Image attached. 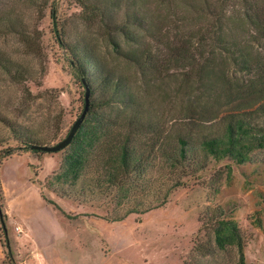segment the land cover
I'll return each mask as SVG.
<instances>
[{
  "label": "rangeland",
  "instance_id": "rangeland-1",
  "mask_svg": "<svg viewBox=\"0 0 264 264\" xmlns=\"http://www.w3.org/2000/svg\"><path fill=\"white\" fill-rule=\"evenodd\" d=\"M219 4L220 0H0V56L30 74L19 83L11 75L16 67L7 73L0 66V115L10 122L0 121V138L7 141L0 150L16 151L5 159L0 156V264H237L236 250L214 252L213 230L220 213L238 224L246 263L264 264V149H253L244 163L210 157L202 168L196 162L202 158L196 147L186 162L185 183L165 205L113 222L104 217L112 207L109 201L80 204L51 189L49 179L59 171L66 148L19 155L20 144L13 138L12 125L54 138L45 143L49 145L67 136L84 109L79 57L93 85L101 79L100 67L125 78L133 101L152 109L167 130L189 122L184 118L188 99L200 96L201 106L209 105L216 116L232 107L227 90L220 91L226 89L218 82L220 71L245 74L225 62L222 50L207 64L218 73L212 76L216 86H222L216 102L196 90L197 76L185 77L186 68L173 64L159 70L142 68L124 56L144 44L165 55L164 44L175 47L180 38L198 31L206 18L213 20L210 12L219 11ZM259 4L264 10V0ZM225 5L223 19L229 26L228 18L242 5L234 0ZM236 27L227 38L234 35L236 41L263 52L264 39L257 41L251 26ZM28 89L33 95L25 98ZM220 125L218 121L200 125L195 134L200 130L215 134ZM150 138L143 135L134 145L144 148ZM156 153L157 177L163 157Z\"/></svg>",
  "mask_w": 264,
  "mask_h": 264
},
{
  "label": "trees",
  "instance_id": "trees-1",
  "mask_svg": "<svg viewBox=\"0 0 264 264\" xmlns=\"http://www.w3.org/2000/svg\"><path fill=\"white\" fill-rule=\"evenodd\" d=\"M226 1L220 0L219 11L211 10L213 20L206 18V25L180 38V44L175 47L170 43L164 44L165 55L162 51L154 50L153 45L144 44L139 49L125 52L124 56L142 68L153 70L168 64L180 65L188 70L184 73L185 77L190 78L192 74L197 76L196 82L200 86H196V90L206 93L210 102H216L223 94L217 93L222 86H216L212 76L218 73L214 66L207 64L212 63L211 56L217 54V50H222L226 53L225 62L230 61L236 69L239 68L240 73L245 74L238 77L235 72L229 74L225 69L220 71L221 81L218 82L226 86L220 91L227 90L225 95L232 107L224 108L216 116V110L207 109L209 105L201 106L200 96L188 99L189 107L185 110L187 116L184 118L189 122L182 128L175 124L167 130L165 123H159L154 117L152 109L133 101L134 93L127 86L125 78L113 76L100 67L101 79L93 85L79 57L81 81L85 89L87 87L91 91L90 109L74 140L66 148L59 171L49 179L54 192L80 204L109 201L112 207L107 209L104 217L113 222L123 221L131 214L146 213L168 202L170 194L185 183L184 178L189 175L186 162L196 147L202 157L196 162L202 164V168L210 157H230L237 163H244L251 159L253 149H264V48L263 52L255 51L246 41H236L234 35L227 38L230 32L232 34L237 30V25H249L255 31L257 41L263 40L264 10L259 7V0H234L242 5V9L228 18L229 26H225L223 6H226ZM202 12L205 13V9ZM138 20L140 23L141 18ZM15 64L0 56V66L7 73H11L10 68L16 67L12 78L19 83L27 81L30 75L28 70ZM205 74L210 76L204 77ZM32 95L28 89L25 98ZM201 120L204 122L199 123ZM0 121L10 123L1 115ZM216 121L220 122L221 127L215 134H202L201 130L195 134V129L200 125ZM12 127L13 138L20 144L19 154L41 152L32 147L54 139L29 130L22 131L18 126ZM143 135H151V143L140 149L134 144ZM194 139L199 146L192 144ZM6 142L0 138V144ZM15 152L10 147L2 148L1 159L11 157ZM156 152L163 157V164H160L162 173L157 177L153 175L154 169L159 168L155 162ZM142 196L146 198L142 200ZM48 201L61 210L55 201ZM215 221L214 252L234 249L238 254L237 264H247L238 224L225 219L221 213ZM7 247L10 251L8 240Z\"/></svg>",
  "mask_w": 264,
  "mask_h": 264
},
{
  "label": "water",
  "instance_id": "water-1",
  "mask_svg": "<svg viewBox=\"0 0 264 264\" xmlns=\"http://www.w3.org/2000/svg\"><path fill=\"white\" fill-rule=\"evenodd\" d=\"M90 98H91V91L89 88L86 87L85 89V97H84V109L79 118L74 122L72 127L70 128L67 136L57 142L56 144H42V145H34L32 148L39 150L44 153H58L65 148H67L71 142L74 140L77 132L79 131L80 127L82 126L83 122L85 121L89 109H90ZM1 214V209H0Z\"/></svg>",
  "mask_w": 264,
  "mask_h": 264
},
{
  "label": "crops",
  "instance_id": "crops-1",
  "mask_svg": "<svg viewBox=\"0 0 264 264\" xmlns=\"http://www.w3.org/2000/svg\"><path fill=\"white\" fill-rule=\"evenodd\" d=\"M20 155V154H19ZM2 185H3V191H4V193H5V185H4V183H2Z\"/></svg>",
  "mask_w": 264,
  "mask_h": 264
}]
</instances>
